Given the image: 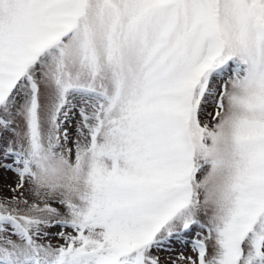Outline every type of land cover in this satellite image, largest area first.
<instances>
[{
	"label": "snow or ice",
	"instance_id": "1",
	"mask_svg": "<svg viewBox=\"0 0 264 264\" xmlns=\"http://www.w3.org/2000/svg\"><path fill=\"white\" fill-rule=\"evenodd\" d=\"M0 264H264V0H0Z\"/></svg>",
	"mask_w": 264,
	"mask_h": 264
},
{
	"label": "rangeland",
	"instance_id": "2",
	"mask_svg": "<svg viewBox=\"0 0 264 264\" xmlns=\"http://www.w3.org/2000/svg\"><path fill=\"white\" fill-rule=\"evenodd\" d=\"M180 249H179V246H177V251H179ZM187 251V250H186ZM166 255V254H165Z\"/></svg>",
	"mask_w": 264,
	"mask_h": 264
}]
</instances>
